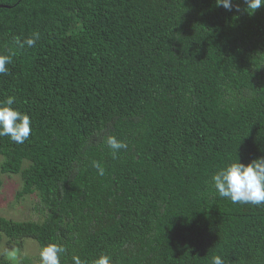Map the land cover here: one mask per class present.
<instances>
[{"label": "trees", "instance_id": "obj_1", "mask_svg": "<svg viewBox=\"0 0 264 264\" xmlns=\"http://www.w3.org/2000/svg\"><path fill=\"white\" fill-rule=\"evenodd\" d=\"M245 8L0 0V101L31 119L23 144L0 137V190L19 175L17 201L35 196L39 217L0 216V247L62 244L61 264H264V204L232 203L212 180L264 156V5ZM35 32L34 47L16 43ZM108 136L128 145L115 158Z\"/></svg>", "mask_w": 264, "mask_h": 264}, {"label": "clouds", "instance_id": "obj_2", "mask_svg": "<svg viewBox=\"0 0 264 264\" xmlns=\"http://www.w3.org/2000/svg\"><path fill=\"white\" fill-rule=\"evenodd\" d=\"M246 5L245 11L253 15L257 9L264 5V0H243ZM217 6H222L231 11L233 0H216ZM236 11H240L237 4ZM40 39L38 32L33 33L23 42L16 38V43L21 47L29 48L36 45ZM12 63V56L0 55V74L7 73L6 65ZM15 97L8 96L0 101V137L8 136L16 144H23L31 134L30 117L13 107ZM108 147L112 150L113 158L117 152L128 147L127 143L108 136L106 139ZM93 167L98 174L103 176L105 169L97 161H93ZM214 188L222 198L229 199L232 203H245L252 205L264 204V156L252 160L250 163H242L240 158L220 168L212 177ZM67 251L62 244L51 243L43 247L40 252L41 264H61V256ZM73 264H87L78 255L72 256ZM92 264H112V258L106 254L100 255ZM211 264H224L220 255L212 257Z\"/></svg>", "mask_w": 264, "mask_h": 264}, {"label": "rangeland", "instance_id": "obj_3", "mask_svg": "<svg viewBox=\"0 0 264 264\" xmlns=\"http://www.w3.org/2000/svg\"><path fill=\"white\" fill-rule=\"evenodd\" d=\"M3 163L4 158L0 156V167ZM2 179L4 184L0 190V216L18 221H26L30 218L39 219L36 213L38 199L35 196H28L21 201H17V193L23 187L21 177L19 175L4 174L2 175ZM24 244L25 247L22 252L18 250L8 252L3 245L0 247V256L5 255L6 259L14 264H18L23 255H40V247L36 241L26 239Z\"/></svg>", "mask_w": 264, "mask_h": 264}]
</instances>
